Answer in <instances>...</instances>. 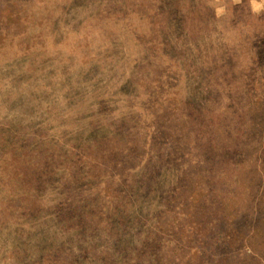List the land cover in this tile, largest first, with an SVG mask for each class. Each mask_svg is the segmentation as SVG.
Masks as SVG:
<instances>
[{
  "label": "rangeland",
  "instance_id": "374dc122",
  "mask_svg": "<svg viewBox=\"0 0 264 264\" xmlns=\"http://www.w3.org/2000/svg\"><path fill=\"white\" fill-rule=\"evenodd\" d=\"M0 264H264V0H0Z\"/></svg>",
  "mask_w": 264,
  "mask_h": 264
}]
</instances>
